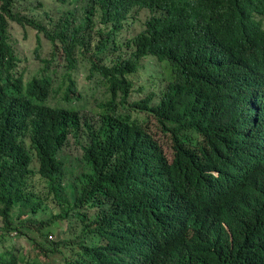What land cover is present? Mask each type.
Returning <instances> with one entry per match:
<instances>
[{"label":"trees","instance_id":"16d2710c","mask_svg":"<svg viewBox=\"0 0 264 264\" xmlns=\"http://www.w3.org/2000/svg\"><path fill=\"white\" fill-rule=\"evenodd\" d=\"M17 1L0 0V264H264V0H72L86 18L69 42V17L52 32ZM9 21L60 41L61 105L54 59L26 81ZM86 30L118 53L86 75L96 111L74 79ZM140 68L155 87L129 103Z\"/></svg>","mask_w":264,"mask_h":264},{"label":"rangeland","instance_id":"374dc122","mask_svg":"<svg viewBox=\"0 0 264 264\" xmlns=\"http://www.w3.org/2000/svg\"><path fill=\"white\" fill-rule=\"evenodd\" d=\"M69 1V0H67ZM15 11L21 13L24 17L33 18L39 21L42 25L54 32L60 33L62 29L56 28V25L59 21L64 18H70L67 23V28L65 31V36H70V34L76 30L80 26V21L83 17V10L81 6L76 4H63L60 0H19L17 1ZM73 13L74 17L70 14ZM50 14V19H48V15ZM146 13L140 14L138 20L129 21L126 25L125 30L120 34L119 39L121 41H125L130 37L137 35L142 29V23L145 20ZM260 19H263L262 16ZM9 33L10 40L13 44L17 54L21 59V63L19 64L20 69L25 70V80L29 81L36 74H42V70L47 68L45 61H53L54 64L50 65L47 70V74L53 78L54 88L58 89L60 85L65 83V86L61 92L55 93L52 96L51 104L56 105L63 103L62 93L64 92L65 87L69 84L67 79L63 78V74L66 70L67 62L65 60V56L63 53L62 45L60 41H57V48L48 41L43 34H40L41 42L38 43V35L35 29H32L29 26H22L14 21H9ZM90 38V39H89ZM104 37L96 34V32L84 31L82 36L78 39V41H84L86 43L85 53L82 55L77 53V72L78 74L74 75V79L77 84V88L79 93H82L85 96L86 101L89 104H92V108L97 110L96 100L104 99V88H100L99 91L93 95V91L96 90L97 87L92 85L93 80L87 79V73L92 68L93 62H98V60L103 59V64L107 65L110 62V58L115 57L118 53L112 51V47L109 48V51L102 55H99V49L97 47L98 44H101L104 41ZM90 40V43L88 42ZM54 53L56 54L54 56ZM129 79H134V94H131L132 97L129 98L128 102L130 103L132 99L134 101H139L144 99L146 94L151 91L154 87V80L152 76L149 78L142 68L139 69L138 73L132 76H129ZM138 91V92H137ZM66 105V103L64 104ZM129 110V105L126 104L124 107L125 113ZM130 116H134L138 113L135 110H129ZM163 141V140H162ZM164 151L168 158L171 160L172 158V149L170 141L165 138L164 139ZM72 161L76 160V152H72L70 155ZM44 217H48V214H44ZM72 231L71 226H67L65 224H61L59 228L60 234L53 233L50 239L55 240L58 236L59 238L69 236V232ZM15 245L18 249L22 250V255L30 250V244L22 239L16 238L14 241ZM10 246L9 243H5L0 245V248L4 251L6 248ZM32 255H35L33 251H31ZM43 261H46L44 257H40Z\"/></svg>","mask_w":264,"mask_h":264},{"label":"clouds","instance_id":"9594fccd","mask_svg":"<svg viewBox=\"0 0 264 264\" xmlns=\"http://www.w3.org/2000/svg\"><path fill=\"white\" fill-rule=\"evenodd\" d=\"M67 1V0H66ZM72 0H69V1H67V4H71L70 2H71ZM64 4V3H63ZM66 4V3H65ZM86 18V16L84 17V19ZM83 19V20H84ZM83 20L82 21H80V26H81V23L83 22ZM80 26L78 27V28H80ZM77 28V29H78ZM75 31V30H74ZM73 31V32H74ZM72 32V33H73ZM82 32V29L80 28V32L78 33V35L80 34ZM72 33L70 34V36H68L67 37V39H68V42L69 41H71V35H72ZM259 117H263L264 118V109L262 110V112L258 115ZM260 145H262V148L264 149V127L262 128V138H261V140H260V143H259ZM212 174H214V175H216V176H218V173L217 172H212ZM219 210H220V207H217L216 208V214L214 215V216H212V217H210V219H212V220H220L219 219V215H218V212H219ZM221 226L223 227H225L226 229H227V226H226V223L225 222H223V224L221 223ZM207 254V253H206ZM206 254H204L203 256H201L194 264H207L206 263V261H205V259H206Z\"/></svg>","mask_w":264,"mask_h":264}]
</instances>
